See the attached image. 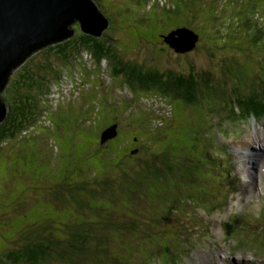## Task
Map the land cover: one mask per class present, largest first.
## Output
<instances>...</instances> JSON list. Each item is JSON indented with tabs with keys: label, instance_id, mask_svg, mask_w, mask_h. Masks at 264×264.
Here are the masks:
<instances>
[{
	"label": "rangeland",
	"instance_id": "rangeland-1",
	"mask_svg": "<svg viewBox=\"0 0 264 264\" xmlns=\"http://www.w3.org/2000/svg\"><path fill=\"white\" fill-rule=\"evenodd\" d=\"M100 1L107 6V11L116 15L113 28H117L124 42L116 41L127 59L143 62L150 52L146 47L126 41V34L130 33L142 40V44L159 46L157 54L153 51L154 68L168 73L171 71L166 74L170 77L177 74V78L179 75L199 76V73L207 71L213 74L214 85L219 84L221 94L212 90L199 96L197 101L187 103L182 98L166 99L155 94L157 91L154 90L142 89L137 93L125 84V80L113 76L104 64L100 68L87 59L85 52L78 55L77 52L70 53L73 50L68 49L63 53L59 46H55L59 42L47 45L45 53L40 50L39 57L58 67V80L54 78L55 75L52 76L50 92L39 95L33 104H25L26 116L31 121L29 129L10 136L0 145V221L7 215L8 224L13 218L19 228L30 223L35 227L54 216L56 225L60 220L58 212L51 197L45 201L40 196L41 186L54 191L60 186L66 189L77 178L91 182L106 178L107 171L114 176L126 170L132 172L134 168H130L128 159L93 152L98 148L99 139L92 128L103 129L113 120L110 117L117 114L116 118L121 119V127L125 129L123 132L127 131L126 135L131 138L135 134L139 136L145 128L149 130L148 134L151 132V156L160 154V159H155V163L172 166V170L167 169L168 177L175 174L170 180L171 186L184 171L194 175L189 194L195 201L181 202V215L173 212L176 223L167 220L166 226L173 227L175 234L166 231L160 237L162 240L152 243L163 246L162 251L158 249L157 252L159 254L161 251L160 258L137 260V257L132 262L134 259L126 256L125 260L132 264H191L195 260L203 264V255L210 253L208 260L220 255V264H261L262 260L249 259H264V207L260 219L256 218L264 202V114L254 112L243 118L237 113L230 114V110L237 105L234 100L236 91L249 95L250 90L257 87L255 91L264 95V86H260L264 82V39L258 42V46L253 39L259 34L256 15L260 14L263 20V13L244 16L238 12L247 0H204L203 6L211 5L212 13L223 8V13L216 18L221 16L220 20L214 22L219 31L216 35L211 29L212 23L202 12L207 10L199 7L202 0H194L188 7L183 5L180 13L185 14L184 20H180V13H177L173 16L178 20L166 18L163 21V18L156 17L157 23L150 15L151 20L145 25L140 20L141 16L156 7L164 8L168 14L171 12L167 10L168 5L176 0ZM212 6L216 8L212 9ZM99 7L102 9L101 5ZM246 18H249V24ZM187 24L201 33L202 37L198 40L200 48L197 43L188 51H178L166 42L163 35H168L170 27L174 25L177 28H190ZM74 25L76 30L82 31L78 22ZM65 40L61 41L62 45H65ZM215 44L218 45L214 47ZM51 45L54 48L50 49ZM224 59L227 60L224 62ZM174 76L171 79L163 77V80L169 83ZM47 87L48 84L41 91L47 92ZM8 98L11 101L13 97L9 95ZM229 99H233L232 102ZM18 103L23 102L20 100ZM85 104V115L95 116L92 124L85 118L78 122L79 107H85ZM221 106H224L222 112ZM29 107L34 108L29 110ZM109 128L103 133H110ZM113 143L118 144L117 141ZM199 143L201 145L197 151ZM241 143L248 145V151L257 148L256 160L254 157L252 161L247 159V165L252 164L253 172L242 168L238 170V150L242 146L237 144ZM176 169H180L178 173ZM253 173L255 176L252 180ZM184 180H179L178 184L188 192ZM168 205L163 201L150 207L152 211L167 212L165 217H169ZM238 217L242 220L247 217V221ZM61 218L65 220V217ZM177 224L179 229L174 227ZM226 230L234 231L228 233ZM15 243L21 246L22 241ZM171 250L175 255L174 262L168 259ZM193 255H197L196 259L192 258Z\"/></svg>",
	"mask_w": 264,
	"mask_h": 264
},
{
	"label": "trees",
	"instance_id": "trees-1",
	"mask_svg": "<svg viewBox=\"0 0 264 264\" xmlns=\"http://www.w3.org/2000/svg\"><path fill=\"white\" fill-rule=\"evenodd\" d=\"M95 1L98 5H101L102 9H100L108 17L110 26L101 36H93L77 29L80 33L78 36L77 32L76 36L65 40V45H62L61 41L58 45H55L59 46L61 52L65 53L68 49L73 50L70 53L77 52L78 55L85 52L87 59L95 62L100 68L104 64L109 68L113 76L125 80V84L131 90L137 91V93L142 89L154 90L157 91L155 94H160L166 99L170 97L182 98L187 103L197 101L199 96L212 92V90L219 93V95L221 94L219 84L217 86L214 85L213 74L207 71L199 73V76L193 74L188 76L179 75L178 78L176 77L177 74H174L175 76L171 74L174 79L169 83L164 82L163 77L172 78L168 75L171 71L169 73L167 71H159L152 66L155 59L154 52L156 54L159 52V46L157 44H142V40L138 39L137 36L130 35V33L126 34L128 37L126 41H132V44L146 47L152 54L149 52V57L144 58L143 62L127 59L117 45L116 40H120V43L121 40L123 42L124 40L119 37L117 28H113V18L116 15L107 11V6L102 4V1ZM193 1L176 0L172 2V5L170 4L167 7V10L171 11L168 14H166V10H163L164 8L156 7L150 13L141 16L140 20L143 21L142 24L144 25L145 22L148 23V20H151L150 15L155 21L156 17L163 18V21L166 18H176L178 20V17L173 15L182 12L181 8L184 4L187 7L191 6ZM209 1L214 2L215 0ZM247 1L238 12L243 13L244 16L255 15L259 12L264 15V0ZM203 3L204 0H202L199 7L207 10V12H204L201 8L196 7V9L202 10L206 18L210 20V24L212 23V31L218 35L219 31L215 28L214 22L220 20L221 16L219 19L216 18L219 13H223V8L221 7L219 12L212 13L211 5L205 7ZM120 7L119 13L121 12ZM229 7H231V4ZM126 8L125 12L130 15ZM213 8H216V6H212ZM109 9L111 8L109 7ZM180 14V20H184L183 15L185 14L183 13L182 16ZM248 19L246 18L247 24H249ZM256 19L259 20L257 28L259 34L257 33L253 39L258 46V42L264 39V16L263 20H261V15H256ZM177 25L171 26L170 31L177 28ZM189 25L187 24L186 26ZM190 28L201 35L194 26L190 25ZM159 36H162V34ZM123 42L122 44H124ZM129 44L131 45L130 42ZM216 45L218 44L213 46L216 47ZM46 47L29 54L26 58L28 61L17 66L9 78L6 89L3 91L4 98L9 104V114L0 123V145L10 136L12 137L20 131L29 129L31 121L26 116L27 107H25V104H33L34 99L39 95L50 92L54 75V78L58 80V67L39 57L41 52L45 53ZM197 47L200 48L199 43ZM49 48H54V45ZM40 50L42 51L40 52ZM206 51L208 50L206 49ZM226 60L224 59L223 61L225 62ZM37 79H39V82H37ZM47 84V92H42L41 90ZM260 86H264V82ZM256 88H252L249 95H242L241 92L236 91L234 100H236L237 110L233 107L230 110V114L232 112L237 113L243 118L254 112L264 114V95L262 92H256ZM9 95L13 97L11 101L8 98ZM20 100L24 104H19L18 101ZM229 100L232 102L233 99ZM33 108L29 107L28 109L33 110ZM221 108L222 112L224 106H221ZM109 110L113 109L109 108ZM211 110L214 113V109L211 108ZM79 111L78 122L85 118L89 124H92L91 120L95 116L92 117L91 114L87 115V113L85 115L86 104L85 107L80 106ZM115 116L117 117V114ZM116 117H110L113 120L105 124L103 129L99 127L92 128L97 140L99 139V142H97L98 148L93 149V152L99 155H110L112 158L120 155L128 159V163L131 165L130 168H134V170L132 172L126 170L128 172L123 171L121 175L115 176L111 171H107L106 178L96 179L91 182L77 178L66 189L60 186L59 189L49 191L46 187L41 186L40 196L45 201L51 197L58 212L59 222L54 225L55 217L52 216L45 219L43 225L34 227L33 223H30L27 225L23 224L22 228H19L15 225L13 218L8 224V217L5 215L0 221V264H132L125 260L126 256L129 259L133 258L132 262L137 257V260H142L146 257L151 260L160 258L163 246H155L152 243L153 241L162 240L161 238L166 234V231L175 234L173 227L168 228L166 226L167 220H174L175 222V213L173 212L181 215L179 213L181 202L195 201L193 196L189 194L194 175L184 171L175 179L176 183L171 186L170 180L175 174L168 177L167 169L172 170L173 168L171 165L166 167L164 163H155V159H160V154L158 156L152 154L151 157L150 151L153 146L151 144L152 137L147 133L149 130L145 128L139 136L135 134L131 138L126 135L127 131L123 132L125 129L121 127V119L119 120ZM114 124H117V133L105 140L103 132ZM114 141H117L118 144L114 145ZM200 145L201 143L198 144L197 151H199ZM179 170L176 169L175 172L178 173ZM183 178L185 179L184 183L188 192H185L183 187L178 184V181ZM166 188L170 190H165ZM171 191L173 192L172 195H168ZM163 201H165V204L169 203L166 206L169 217H165L167 212L162 210L152 211L150 207L156 202L159 204L163 203ZM261 215L262 212L256 218L260 219ZM61 217H65V220ZM237 219L242 220L241 217ZM242 221H247V217ZM174 227L175 229L180 228L178 224ZM232 231L234 230H228V233ZM17 241H22L21 246H16L17 243L15 242ZM158 249H161L159 254L157 253ZM174 258L175 255L172 251L168 259L174 261ZM261 264H264V260Z\"/></svg>",
	"mask_w": 264,
	"mask_h": 264
},
{
	"label": "water",
	"instance_id": "water-1",
	"mask_svg": "<svg viewBox=\"0 0 264 264\" xmlns=\"http://www.w3.org/2000/svg\"><path fill=\"white\" fill-rule=\"evenodd\" d=\"M76 22L93 36H101L110 26L95 0H0V123L9 114L3 91L13 70L32 52L75 35ZM163 36L184 52L196 46L200 34L180 27ZM108 130L105 140L117 133V124Z\"/></svg>",
	"mask_w": 264,
	"mask_h": 264
},
{
	"label": "bare ground",
	"instance_id": "bare-ground-1",
	"mask_svg": "<svg viewBox=\"0 0 264 264\" xmlns=\"http://www.w3.org/2000/svg\"><path fill=\"white\" fill-rule=\"evenodd\" d=\"M140 132V131H139ZM148 133V132H147ZM151 133V132H150ZM149 133V134H150ZM148 134V135H149ZM142 135H143V133H142ZM144 138V137H143ZM155 138V137H154ZM148 139V138H147ZM152 144V143H151ZM238 146H242L241 148H239V153H238V165H237V167H238V170L240 169V168H242V170H246V169H249V170H251V168H252V164H248L247 165V159L248 160H250V161H252L253 160V157H254V159L256 160V158H257V156H256V152H257V148L256 149H252V151H248L249 149H248V145L246 144V143H243V145H242V143L241 144H237ZM260 147H262L261 145H260ZM262 149H263V147H262ZM236 151V150H235ZM155 152V151H154ZM253 153H254V155H253ZM249 155H251L252 157L251 158H249ZM240 156H241V158H240ZM152 157V156H151ZM180 163V162H179ZM245 164V165H243V164ZM252 171V170H251ZM253 172V171H252ZM243 173V172H242ZM243 175H244V178H245V174L243 173ZM253 176H255V173H253V175H252V180H253ZM219 247V246H218ZM218 251H219V249H218ZM221 252H223V251H221ZM225 253V252H224ZM210 254V253H209ZM209 254L207 253V254H204L203 255V257L205 258V260L203 261V264H217V259H218V264H220V261H221V259H220V255H219V258L218 257H212V259H211V257H209V259H211V260H208V256H209ZM252 255V254H251ZM197 256V255H196ZM196 256L195 255H193L192 256V258L193 257H195V259H196ZM214 256V255H213ZM255 257H252V259H249V260H264L263 258H260V257H256V259H254ZM222 261L224 262V258L222 259ZM191 264H199V263H197L196 262V260L194 261V262H192L191 261Z\"/></svg>",
	"mask_w": 264,
	"mask_h": 264
},
{
	"label": "clouds",
	"instance_id": "clouds-1",
	"mask_svg": "<svg viewBox=\"0 0 264 264\" xmlns=\"http://www.w3.org/2000/svg\"><path fill=\"white\" fill-rule=\"evenodd\" d=\"M201 36V35H200ZM198 43V42H197ZM172 261V260H171ZM174 262V261H173Z\"/></svg>",
	"mask_w": 264,
	"mask_h": 264
},
{
	"label": "flooded vegetation",
	"instance_id": "flooded-vegetation-1",
	"mask_svg": "<svg viewBox=\"0 0 264 264\" xmlns=\"http://www.w3.org/2000/svg\"><path fill=\"white\" fill-rule=\"evenodd\" d=\"M201 37H202V35H201Z\"/></svg>",
	"mask_w": 264,
	"mask_h": 264
}]
</instances>
